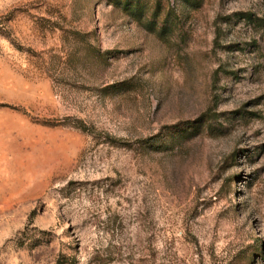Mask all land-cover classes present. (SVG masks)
I'll return each instance as SVG.
<instances>
[{
	"label": "rangeland",
	"instance_id": "rangeland-1",
	"mask_svg": "<svg viewBox=\"0 0 264 264\" xmlns=\"http://www.w3.org/2000/svg\"><path fill=\"white\" fill-rule=\"evenodd\" d=\"M0 264H264V0H0Z\"/></svg>",
	"mask_w": 264,
	"mask_h": 264
}]
</instances>
